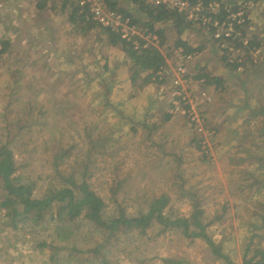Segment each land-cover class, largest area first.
I'll return each mask as SVG.
<instances>
[{
  "label": "rangeland",
  "instance_id": "obj_1",
  "mask_svg": "<svg viewBox=\"0 0 264 264\" xmlns=\"http://www.w3.org/2000/svg\"><path fill=\"white\" fill-rule=\"evenodd\" d=\"M40 2L0 0V42L8 43L0 50V148L7 146L11 152L15 175L36 184L35 198L64 185L55 174L52 147L69 152L58 169L66 176L73 160H85L91 138L99 142L92 151L91 186L106 203L117 166L124 180L118 201L130 213L136 214L144 196L164 192L176 201L174 210L187 215L191 206L182 191L197 192L205 202V231L224 255L243 264L255 250L264 251V231L248 243L251 223L264 203V169L245 152L257 154L254 144L260 142L256 130L261 119L247 122L249 109H243L264 105V0L247 7L238 0L243 5L232 18L245 34L244 44L252 36L262 42L252 55L258 67L251 72L249 62L246 68L225 67L222 56L228 62L245 61V53L231 41L223 48L195 25L182 36L195 48L203 47L187 68L189 89L198 98L202 91L208 96L196 105L208 128L205 136L194 130L186 115L169 112L168 82L144 88V76L133 87L123 86L131 75L128 58L120 48H109L104 30L94 26L84 32L71 23V7ZM119 2L122 9L135 12L130 1ZM156 28L164 30L167 48L164 45L161 53L168 56L176 31L170 23ZM168 60L171 67L184 62L174 53ZM200 73L222 77V87L200 84L195 78ZM54 210L55 205L45 214L44 224L21 222L15 230L2 231L6 212L0 209V264H79L85 256L76 250L101 243V230L81 218L61 225L51 220ZM160 228L155 225L144 235L136 230L121 235L105 252L106 259L110 264H225L204 240L187 238L178 230L159 234ZM91 261L85 264H97Z\"/></svg>",
  "mask_w": 264,
  "mask_h": 264
},
{
  "label": "trees",
  "instance_id": "obj_2",
  "mask_svg": "<svg viewBox=\"0 0 264 264\" xmlns=\"http://www.w3.org/2000/svg\"><path fill=\"white\" fill-rule=\"evenodd\" d=\"M110 9L122 14L124 18L129 19L132 25L147 29L149 32L159 37L158 48L167 46L166 37H164V30L162 28H156V24L170 23L173 29L176 31L177 39L174 45L168 50L171 52L167 56L170 57L175 51L181 50V57L187 55L195 56L196 53L203 49L192 48L187 42L183 41L181 37L189 30L197 27L203 36L213 35L215 28L211 25H202L201 23L189 22L185 19L184 15L177 14L175 11H171L164 7H149L141 4L138 0H128L135 6V12L132 13L128 10H124L120 7L119 0H106ZM192 3L201 2L204 8H208L213 4H218L219 13L217 17L212 18V22L218 20V22H225L232 24L233 33L231 44L236 49L242 50L245 55V61L238 64L236 62H228V57L222 56V62L225 63V67L229 70H235L239 66L246 68V63L249 62V72L255 70L258 64L252 59L253 53L259 51L262 48V42L257 36H252L247 43L244 44V32L241 30L240 25H237V20L232 19L242 7H247L248 3L257 4L260 0H241L243 4H238V0H191ZM39 8H43V4H39ZM77 9L74 8L70 16V21L77 22L81 25L85 31L94 29L96 24L94 22H86L85 16H77ZM204 14V13H203ZM245 19L246 17L243 16ZM214 20V21H213ZM195 25V26H194ZM195 27V28H196ZM239 32V33H237ZM105 35L110 46L113 48H120L122 53L130 60L133 68V75L131 81L134 83L139 77L138 73H147L142 82V85L149 83H164L163 80H156L154 82L153 73L160 70L166 65V57L155 46H148L143 48V42L139 43L138 48L134 47L131 43L123 41L116 34L107 32L104 30ZM5 51L8 43H0ZM221 45V44H220ZM1 47V45H0ZM220 48V47H219ZM172 49V50H171ZM2 51V50H1ZM230 61V60H229ZM196 81L203 80V85L215 86L221 88L224 79L219 76H212L207 73H200L195 76ZM193 79V78H192ZM246 107V105H245ZM243 109H249L247 122L260 118L259 128L256 130V137L260 142L254 144L256 146L257 154L255 157L251 156L250 150H245L249 159H255L259 165V168L264 169V105L257 108H250V105ZM245 111V110H243ZM169 116L167 119H169ZM91 146L86 154V158L83 162L73 160V164L69 167L71 172L68 175H63L59 169L61 165H65L68 160V151L59 150L56 146L52 147L53 151V164L56 169L55 174L61 180L64 185L60 188H54L49 191L45 196L41 198H35L34 189L36 184L34 182H23L22 179L15 175L16 165L13 160L12 154L7 148L3 146L0 148V209L5 211V215L2 223V231L9 229H17V224L23 222L30 225H41L46 222L45 214L53 210L55 205L54 214L59 224L74 223L79 218L85 222L91 224L94 228L101 230L104 233L100 244H96L93 248L86 250H76L75 253L80 254L78 259L79 264H85L87 259L93 260L97 264H110L106 259L105 252L109 251L114 242L119 241L121 235H127L133 231H138L141 235L146 234V231L155 225H159V234H164L167 230H178L187 238L202 239L209 246L211 252L215 257L221 259L225 264H235L228 255H224L219 247V244H215L206 233L207 224L203 222L205 216L204 210L201 208L205 202H203L198 193L184 192L182 191L181 197L184 200H188L191 206V211L187 215L180 214L175 209V202L167 196L164 192L152 195L144 196L143 200L137 205L139 206L136 214L130 213L127 206L118 201V193L122 186V178L120 175V168L115 166L113 169L115 180L108 185L109 202L106 203L102 199V196L93 190L91 186V179L93 173L91 172L92 164V151L96 149L99 142L90 138ZM196 143V142H195ZM200 148V145L197 144ZM245 159L241 158V162ZM116 164V162H115ZM119 165H121L119 163ZM119 178V179H118ZM261 213L256 214L257 220L251 223L252 230L249 231V242L257 237L258 232L264 231V203L261 206ZM208 225L212 221H208ZM256 225L254 226V224ZM256 232L258 234H256ZM249 250V248H248ZM247 251V249H246ZM246 254V253H245ZM84 259V261H83ZM165 262L173 263L172 260L166 259ZM243 264H264V251L255 250L251 258L244 257Z\"/></svg>",
  "mask_w": 264,
  "mask_h": 264
},
{
  "label": "built area",
  "instance_id": "obj_3",
  "mask_svg": "<svg viewBox=\"0 0 264 264\" xmlns=\"http://www.w3.org/2000/svg\"><path fill=\"white\" fill-rule=\"evenodd\" d=\"M36 2L44 0H33ZM64 1V0H60ZM76 7L79 9L80 15H85L87 20H90L100 27L102 30L111 32L120 37L121 40L131 43L138 48L139 43L143 42V48L148 46L158 47L159 38L149 32L147 29L132 25L129 19L123 17L122 14L110 9L106 0H74ZM141 4L149 7H164L177 14L184 15L189 22L201 23L204 25H211L215 28L213 32L214 41L221 47H225L226 42L231 41L233 28L228 18L225 22H218L213 20L219 13L218 4H213L208 8H204L201 2L192 3L191 0H138ZM204 13V14H203ZM234 18V17H232ZM1 50V47H0ZM182 51L178 50L176 53L180 56ZM184 62L178 63L171 67L166 64L157 72L153 73L154 82L156 80H163L170 85V110L171 114L182 113L186 115L189 123L193 126L196 132L203 136L206 135L208 128L203 118L202 111L197 109L196 105H201L208 99L204 91L200 92L199 98L194 94L193 90L188 87L189 72L187 63L193 58V55H187ZM230 62H232L230 60ZM240 69V66L237 68ZM156 79V80H154ZM203 84L204 81H198ZM207 128V129H206Z\"/></svg>",
  "mask_w": 264,
  "mask_h": 264
},
{
  "label": "crops",
  "instance_id": "obj_4",
  "mask_svg": "<svg viewBox=\"0 0 264 264\" xmlns=\"http://www.w3.org/2000/svg\"><path fill=\"white\" fill-rule=\"evenodd\" d=\"M33 1V0H32ZM45 1H47V2H49V1H51V2H56V4H61L62 5V7L65 9V7L67 6V7H71V12H70V16H71V14H72V11H73V9L74 8H76L78 11H77V16H80V14H79V9L76 7V5H75V1L74 0H64V1H60V0H44V1H42V2H45ZM42 2H40V3H42ZM46 2V3H47ZM39 3V4H40ZM70 16H69V18H70ZM85 16V15H84ZM85 21L86 22H88V21H90V20H87L86 19V16H85ZM90 22H92V21H90ZM71 23H73V24H76V25H79L77 22H72L71 21ZM14 25H15V21H14ZM29 25V24H28ZM93 30V29H92ZM92 30H89V31H92ZM102 30V29H101ZM103 31V30H102ZM103 33H104V31H103ZM153 34V33H152ZM157 36V35H156ZM107 37V36H106ZM158 37V36H157ZM165 37V36H164ZM159 38V37H158ZM176 39H177V36H176ZM176 39H175V41H176ZM181 39L183 40V41H185V42H187L188 43V45L190 46V47H192V48H194L195 46H192L190 43H189V41H188V39L186 38V37H181ZM174 41V42H175ZM107 42H108V40H107ZM159 42H160V40H159ZM166 42H167V40H166ZM1 43V42H0ZM142 43V42H141ZM1 45V44H0ZM10 45V44H9ZM108 45H109V43H108ZM159 45V44H158ZM173 45H174V43H173ZM172 45V46H173ZM171 46V47H172ZM109 48H111V49H113V47L112 46H110L109 45ZM158 48V47H157ZM165 48H167V46L165 47ZM159 49V48H158ZM160 50V52H162L161 51V49H159ZM172 50V49H171ZM174 54H176V55H178L177 53H176V51L174 52ZM168 55V54H167ZM179 56V55H178ZM166 57V64H169L170 63V61L167 59V56H165ZM193 57H195V56H193ZM126 61H127V64L129 65V72H130V77H129V79L128 80H126V85H124V83H122L123 84V86H125V87H127V85L130 83V85L133 87L134 85H135V83L137 82V80L133 83L132 81H131V76L133 75V70L132 69H135V68H133V66H132V63L128 60V59H125ZM114 64H117L118 66L120 65V62H113ZM170 65V64H169ZM139 74V77L137 78V79H140V77L143 79V77L145 76L146 77V75H147V73H138ZM152 84L151 83H149V85H141V86H145L144 88H146V87H149V86H151ZM209 87H211V86H209ZM215 87V86H214ZM216 88V87H215ZM168 95H167V99H168ZM186 140H187V138H186ZM177 142H179V144L181 143L182 144V140H180L179 138L177 139ZM175 154H177L178 156H180L181 155V152H179L178 150H176V151H173ZM183 155V154H182Z\"/></svg>",
  "mask_w": 264,
  "mask_h": 264
}]
</instances>
